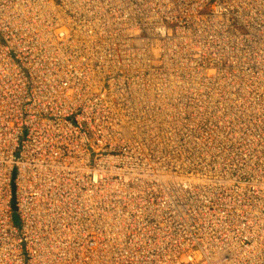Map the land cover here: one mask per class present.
Segmentation results:
<instances>
[{
	"label": "built area",
	"instance_id": "1",
	"mask_svg": "<svg viewBox=\"0 0 264 264\" xmlns=\"http://www.w3.org/2000/svg\"><path fill=\"white\" fill-rule=\"evenodd\" d=\"M0 264H264V0H0Z\"/></svg>",
	"mask_w": 264,
	"mask_h": 264
},
{
	"label": "bare ground",
	"instance_id": "2",
	"mask_svg": "<svg viewBox=\"0 0 264 264\" xmlns=\"http://www.w3.org/2000/svg\"><path fill=\"white\" fill-rule=\"evenodd\" d=\"M89 28L92 29V27H89ZM155 133H159V131H155ZM144 155H146V152L144 153ZM110 168L112 169L113 172H116L118 170V168L115 166L103 165L101 166L100 170L101 172H103L102 176L105 175L106 178H97V181H96L97 184L101 185L104 188V195H106L108 198H109V194L111 191H113L115 195H119V190L121 189V185H122L121 179L113 178L112 177L113 172L112 173L108 172ZM127 170L129 171L131 170L132 172H134V169H127ZM84 171L88 172V169H85ZM95 199H97V195L95 196Z\"/></svg>",
	"mask_w": 264,
	"mask_h": 264
},
{
	"label": "rangeland",
	"instance_id": "3",
	"mask_svg": "<svg viewBox=\"0 0 264 264\" xmlns=\"http://www.w3.org/2000/svg\"><path fill=\"white\" fill-rule=\"evenodd\" d=\"M216 117L220 118L219 116ZM210 122L211 125L213 126L216 125V123H214L213 121ZM222 136H223V131H221L220 129H211V130L200 129L196 132L197 139L195 140L194 144L197 146L198 144H201L203 142L204 144H208L210 150H212L218 148L223 143ZM213 153L217 154L218 150H214ZM13 221L15 223L17 222L16 215L15 217H13Z\"/></svg>",
	"mask_w": 264,
	"mask_h": 264
}]
</instances>
